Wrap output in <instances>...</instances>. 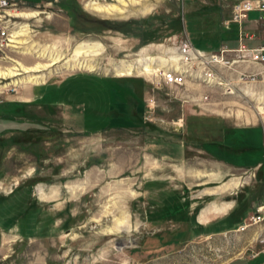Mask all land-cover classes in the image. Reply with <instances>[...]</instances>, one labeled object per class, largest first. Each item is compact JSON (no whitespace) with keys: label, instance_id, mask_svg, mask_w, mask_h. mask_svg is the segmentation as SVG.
Wrapping results in <instances>:
<instances>
[{"label":"rangeland","instance_id":"1","mask_svg":"<svg viewBox=\"0 0 264 264\" xmlns=\"http://www.w3.org/2000/svg\"><path fill=\"white\" fill-rule=\"evenodd\" d=\"M23 1L30 9L14 13L31 38L26 53L10 57L31 66L60 56L43 73L45 83L65 81L36 79L39 102L17 100L37 83L2 96L0 264H264V84L224 94L116 74L148 56L176 58L186 36L206 51L235 47L237 26L221 22L228 7L140 0L107 14L87 5L116 0H76V26L61 0ZM91 17L138 23L98 30ZM244 27L257 30L253 20ZM86 45L93 52L76 53ZM0 76V85L17 77ZM66 97V108L48 103Z\"/></svg>","mask_w":264,"mask_h":264},{"label":"built area","instance_id":"2","mask_svg":"<svg viewBox=\"0 0 264 264\" xmlns=\"http://www.w3.org/2000/svg\"><path fill=\"white\" fill-rule=\"evenodd\" d=\"M219 5L229 10L228 17L222 21L224 27L229 29L231 24H235L238 28L237 45H222L206 51L195 47L186 36L175 45L177 57L165 60L158 67L153 80L156 88H159L157 85L188 83L192 87H220L224 94H238V91L245 93L247 89L264 84V40L258 33L264 32V0H219ZM21 8L30 9L23 0H0V62L13 59L11 53H26L24 49L27 47V39L31 38L29 35L32 28L22 32L24 24L20 23L14 13ZM250 17L257 28L256 32L244 27L245 23L251 21ZM2 79L0 76V82ZM17 86L19 84L12 81L0 85V102L5 93L15 92ZM207 97L204 95L201 102H205Z\"/></svg>","mask_w":264,"mask_h":264},{"label":"bare ground","instance_id":"3","mask_svg":"<svg viewBox=\"0 0 264 264\" xmlns=\"http://www.w3.org/2000/svg\"><path fill=\"white\" fill-rule=\"evenodd\" d=\"M140 0H116L115 2H91L87 5L88 8L92 9V10H96L99 12H106L107 14H112L115 12H119V13H123L126 10V7L129 3L134 4L136 2H139ZM150 9V7L144 8L143 9V13L147 12ZM26 11H22L20 13H18L19 16L23 17L21 14L24 13ZM153 13V12H152ZM37 13H30V14H26V16H31V15H36ZM28 25L25 23L24 24V30L22 32H28L29 28H27ZM92 47L89 45L86 46H80L76 49V53H78L79 55H82L85 52H88L87 50H91V52H93V50L91 49ZM60 57V56H59ZM56 57V59H53L54 61L51 63H37L35 65H31V66H24L22 63L17 62V59H13V63L10 67H7L6 70L4 69H0V75H7L9 77H16L13 79V82L16 83H21L22 85L27 84H34L38 82L36 81V79L39 78V83H45L46 82V75L43 73V71L48 70L50 68H52V66H54L56 63H58L60 61V58ZM160 59V63L157 62L154 63L155 58L152 56H148V58H143L139 61L138 66H134L132 64L129 65H123L122 67L116 68V74L119 76H124V75H131L133 74L134 71H136L138 74H151L153 73L156 74L157 73V69L158 67H160L161 63H163V61H165L163 58H159ZM12 67V68H11ZM69 67L73 68V69H80L82 67L88 68L87 64L86 65H81L80 63H74L73 65H69ZM10 68V69H9ZM91 68V67H90ZM7 72V73H3V72ZM26 75V76H24ZM25 80V81H24ZM250 95H255V92L252 93L249 91ZM257 94V93H256ZM249 96V95H248ZM262 109V108H261ZM264 113V112H263ZM225 206V207H224ZM222 206V208L225 210L227 207L230 206L229 203H227L226 205Z\"/></svg>","mask_w":264,"mask_h":264},{"label":"trees","instance_id":"4","mask_svg":"<svg viewBox=\"0 0 264 264\" xmlns=\"http://www.w3.org/2000/svg\"><path fill=\"white\" fill-rule=\"evenodd\" d=\"M65 11V13L69 16V19L74 23L76 24H83V20L81 19V16H82V8L80 6V4L76 1V0H61L59 3H58ZM92 20H89L92 24H93V27L95 29H101V28H113V29H122V30H126L125 28L123 29V26H121V24H130L131 22L133 23H138L137 20H131V21H126V22H122L120 25L118 24H115L111 21H109L108 19H96V18H93L91 17ZM85 23V22H84ZM78 28V27H77ZM92 29V28H91ZM212 126H210V129H211ZM209 129V130H210ZM216 128H212L211 130H215ZM237 220V219H236ZM235 220V221H236ZM228 224L230 222H227Z\"/></svg>","mask_w":264,"mask_h":264},{"label":"crops","instance_id":"5","mask_svg":"<svg viewBox=\"0 0 264 264\" xmlns=\"http://www.w3.org/2000/svg\"><path fill=\"white\" fill-rule=\"evenodd\" d=\"M219 1V0H218ZM231 1H234V0H227V2H231ZM216 8H218V7H216ZM214 13H215V18H220V13L221 12H219V11H214ZM223 20V19H222ZM222 22V21H221ZM223 26V25H222ZM237 31V30H236ZM237 33V32H236ZM235 40V39H234ZM120 78V77H119ZM65 81V79H63V80H59V81H53V82H47V83H45V84H48V83H51V84H56V85H61L63 82ZM45 84H40V85H45ZM34 86H39V84L38 85H33V86H28L29 88H23V87H26V86H23L22 88H23V90L21 91V94L20 95H18L17 96V100L19 99V100H35V101H40L39 99H40V97H41V95H38L37 93H35V91H34ZM69 98L70 97H66L65 99H58V98H53V99H51V100H53V101H51V100H49L48 101V103L50 104L51 102H53V103H55V102H58V103H60V104H64L65 105V108H66V106H71V100H69ZM13 100L10 98H8L7 99V101H5L6 103H8L7 104V106L9 107L10 105H14L15 103L14 102H12ZM55 101V102H54ZM4 102V103H5ZM63 102V103H62ZM80 104L79 105H82V103L83 102H79ZM51 105V104H50ZM78 106V105H77ZM225 203H227V202H225ZM224 203V204H225ZM225 207V206H224ZM222 208V207H221ZM220 208V211H224V209L222 208L221 209ZM199 219H200V216H199Z\"/></svg>","mask_w":264,"mask_h":264}]
</instances>
